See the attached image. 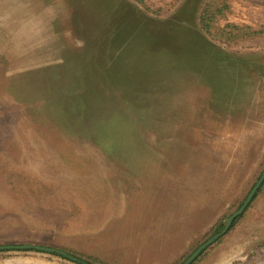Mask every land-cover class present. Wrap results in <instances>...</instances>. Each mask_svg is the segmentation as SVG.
I'll return each mask as SVG.
<instances>
[{
  "label": "rangeland",
  "instance_id": "1",
  "mask_svg": "<svg viewBox=\"0 0 264 264\" xmlns=\"http://www.w3.org/2000/svg\"><path fill=\"white\" fill-rule=\"evenodd\" d=\"M144 1L0 0V246L183 264L258 182L264 36L221 44L204 0ZM226 22L262 24L264 0H231ZM192 264H264V183Z\"/></svg>",
  "mask_w": 264,
  "mask_h": 264
},
{
  "label": "trees",
  "instance_id": "2",
  "mask_svg": "<svg viewBox=\"0 0 264 264\" xmlns=\"http://www.w3.org/2000/svg\"><path fill=\"white\" fill-rule=\"evenodd\" d=\"M134 1L145 10L150 11L144 0ZM230 14L231 0H204L200 6L198 17L201 32L211 41L230 45L264 36V22L255 25L228 23L226 19ZM72 256L79 258L76 255Z\"/></svg>",
  "mask_w": 264,
  "mask_h": 264
},
{
  "label": "water",
  "instance_id": "3",
  "mask_svg": "<svg viewBox=\"0 0 264 264\" xmlns=\"http://www.w3.org/2000/svg\"><path fill=\"white\" fill-rule=\"evenodd\" d=\"M263 183H264V171L261 174L258 182L255 184V186L249 192L248 196L246 197V199L244 200V202L240 206V208L234 214H232V216H230L227 219V221L224 224L223 229L220 232H218L217 234H215L214 236H212L210 239H208L197 250H195L189 256V258L183 262V264H192L204 250H206L209 246L214 244L218 239L223 237L228 232V230L230 229L233 222L244 213L245 209L251 203V201L253 200L254 196L256 195L258 190L261 188ZM12 251H35V252L44 253V254H48V255H58L64 259H67V260L74 262V263H77V264H87V263H84V262L77 260L76 258L68 255L67 253H65L63 251L48 248V247L35 246V245H30V244H25V245H20V246H15V245L0 246V253L12 252Z\"/></svg>",
  "mask_w": 264,
  "mask_h": 264
}]
</instances>
